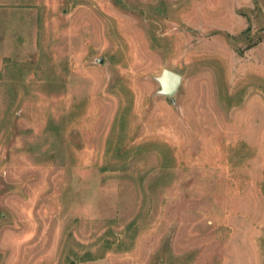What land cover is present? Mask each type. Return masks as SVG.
I'll use <instances>...</instances> for the list:
<instances>
[{
	"label": "rangeland",
	"instance_id": "rangeland-1",
	"mask_svg": "<svg viewBox=\"0 0 264 264\" xmlns=\"http://www.w3.org/2000/svg\"><path fill=\"white\" fill-rule=\"evenodd\" d=\"M0 264H264V0H0Z\"/></svg>",
	"mask_w": 264,
	"mask_h": 264
},
{
	"label": "water",
	"instance_id": "water-1",
	"mask_svg": "<svg viewBox=\"0 0 264 264\" xmlns=\"http://www.w3.org/2000/svg\"><path fill=\"white\" fill-rule=\"evenodd\" d=\"M157 81L161 86L159 94L170 98L172 103H174L175 95L182 83V75L172 70L165 69L161 76L157 78Z\"/></svg>",
	"mask_w": 264,
	"mask_h": 264
}]
</instances>
